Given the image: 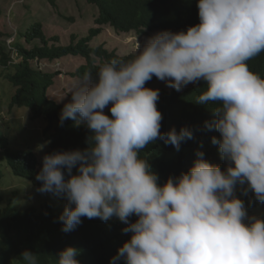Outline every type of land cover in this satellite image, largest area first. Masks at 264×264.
Returning a JSON list of instances; mask_svg holds the SVG:
<instances>
[{"label":"clouds","instance_id":"clouds-1","mask_svg":"<svg viewBox=\"0 0 264 264\" xmlns=\"http://www.w3.org/2000/svg\"><path fill=\"white\" fill-rule=\"evenodd\" d=\"M35 1L42 10L26 19L27 8ZM130 1L141 6L140 0ZM171 1L175 0H153L149 19L164 17L174 7H166ZM64 8L69 14L73 10L81 14L89 24L85 31L77 32L80 22ZM14 10L16 22L9 17ZM88 10L93 13L90 19ZM193 16L179 31L170 30L174 27H166L162 21L156 27L138 28L142 31L123 30L99 23L100 7L88 0H0V64L13 67L11 74L26 61L22 50L40 44L39 33L59 35L62 45L92 37L91 48L106 49L113 56L97 57L95 72L85 71L63 96L54 99L63 106L61 126L71 120L74 126L89 129L83 149L54 151V129L48 120L0 95V119H9L8 114L18 109L23 118L29 113L35 120H45L37 126L45 142L40 152L0 145V189L6 191L11 184L19 186L16 182L25 181L26 186L19 187L29 190L31 170L25 166L26 172L18 174L8 162L7 150L34 152L37 174L33 186L38 188L26 192L25 198L30 202L41 193L50 199L54 213H60L64 233L75 230L82 218H98L96 224L114 231L118 238H128L109 264H264V217L250 215L243 200L251 191L264 205V76L248 65L264 53V0H196ZM62 20L69 22L68 29L74 28L67 34L66 44L60 34H50L53 25H61ZM105 27L128 39L137 34L144 43L136 38L133 51L123 53L104 44L94 46L92 41L100 39ZM94 29L99 33L93 35ZM32 43L33 47L27 46ZM69 56L83 57L85 63L80 66L88 64L84 55ZM51 61L35 57L30 65L33 71L52 72L41 68ZM157 79L167 87L160 91L148 87ZM199 81L204 86L195 89L203 88L194 102L211 111L212 118L205 120L203 128L219 133L211 137V143L218 146L226 167L210 163L198 149L187 171L160 183L141 153L157 141L179 152L181 143L193 139L194 132L188 126L162 132L163 115L157 101L162 90L180 92L198 86ZM69 94L71 99L64 103ZM9 171L11 180L6 178ZM237 192H243V199ZM53 198L57 201L52 202ZM58 202L65 203L64 207ZM29 249L25 247L19 254L23 264H40ZM79 254L77 247L65 246L55 254L57 264H81Z\"/></svg>","mask_w":264,"mask_h":264},{"label":"trees","instance_id":"trees-1","mask_svg":"<svg viewBox=\"0 0 264 264\" xmlns=\"http://www.w3.org/2000/svg\"><path fill=\"white\" fill-rule=\"evenodd\" d=\"M49 1L55 3L58 0ZM88 1L98 4L100 7L99 23H110L123 30H138L141 26L156 27L162 21L164 26L174 27L170 29L172 31L181 30V25L191 18L193 19L196 2V0L168 2L167 8L171 4H174V7L167 10L164 17L161 14L160 19L154 21L148 17L151 15L153 0H140L141 6H133L130 0ZM99 31V29H94L92 34L96 35ZM39 35L40 44L27 51L22 50L27 54L25 63L21 67L18 66L14 74L3 75L16 88L12 104L29 107L37 117H44L48 120L49 127L54 129L52 135L54 151L83 149L87 146L89 129L83 125L76 127L71 120H66L61 126L59 116L63 106L48 95V90L54 84V78L58 72L33 71L30 60L35 57L55 60L69 55H84L88 59V64L80 66L76 72L71 73L72 77H80L87 70L96 71L97 57L111 59L113 56L106 49L91 48L89 41L92 37L82 38L76 43L74 40L70 45H62L59 35L52 37H47L44 33H39ZM127 58H131V56ZM2 63L4 66H8L4 62ZM248 65L251 71L264 76V53L250 60ZM197 84L196 87L192 86L180 92L171 88L162 90L157 101V107L163 115L162 132H167L173 126L177 130L182 126H188L194 132L193 139L181 143L179 152H175L173 146L165 145L163 141H157L141 153L147 157L152 169L158 174L160 183L170 176L175 177L181 172L187 171L192 166L198 149L203 150L205 159L210 163L218 164L222 169L226 167V162L219 156L218 146L211 143V137L219 136V133L203 128L205 120L211 119L212 114L209 109L194 102L198 91H202L203 88L195 89L203 87L204 82L199 81ZM107 114L110 115V112ZM7 152L9 153L8 162L14 165L18 174L22 175L26 172L25 166L31 170L29 179L34 184L37 174L35 153L11 149H8ZM169 153H174V155L168 156ZM9 194V191L0 189V250L2 251L0 264H23L19 254L25 247L31 248L29 250L37 254L40 264H57L55 254L68 245L80 249L77 258L81 264H109L110 258L116 254L117 248L128 239L123 236L118 238L114 231L110 232L107 227L96 224L98 218H82V223L75 230L64 233L61 231V223L58 220L60 213H54L55 206L50 203V199L38 195L36 198H31L28 202L30 204L20 208L9 202L11 201L7 197ZM243 200L246 207L254 206L252 196ZM56 201V198L52 199V202ZM64 204L61 203L63 207ZM133 218L130 219L133 220ZM120 264L123 262L121 261Z\"/></svg>","mask_w":264,"mask_h":264},{"label":"rangeland","instance_id":"rangeland-1","mask_svg":"<svg viewBox=\"0 0 264 264\" xmlns=\"http://www.w3.org/2000/svg\"><path fill=\"white\" fill-rule=\"evenodd\" d=\"M7 1V0H5ZM42 5L38 1H35L32 3V8H27V13L25 15V18H29L33 15H39V13L42 10ZM65 12L66 9H63ZM89 15V19L92 17V11H87ZM69 16H73L76 18L80 23H78V29L77 32H83L86 30V28L89 26L88 23L84 22L81 18V14L76 11H71V15L67 12ZM10 20L16 22V16H15V10L10 12ZM2 22V21H1ZM67 20H62L61 25L54 24L53 28L50 30V34H60L62 37V40L64 44H66V41L68 39V33L72 32L74 30L73 27L67 28ZM70 25V24H69ZM64 26V27H63ZM136 38L141 42L144 43V40L140 38L137 34L135 36H131L129 39L126 38L124 34H119L115 32L113 29L106 28L104 29V32L100 39H95L92 41V44L94 46H99L101 44H104L105 47L109 50H115L116 48L120 51V53L123 52H131L133 51V45L136 40ZM124 42V43H123ZM62 43V41H61ZM126 44L127 50L124 51L123 46ZM35 43H32L31 45H27L28 47H33ZM52 63H46L42 64L41 68L44 71H48V69L52 72L54 71H60L62 72V75H56L54 78V85L51 86L49 90L50 97L57 100L61 96H63L69 86V84L76 79L77 77H72L70 74L71 70L74 69V71L83 63H85V59L81 56H67L66 59H63L62 62H59L58 60L51 61ZM34 67L37 66V63H32ZM41 65V64H40ZM62 69V70H58ZM15 70L13 67H4L0 64V95L8 99L10 103L12 102V96L15 93V86L14 84L9 81L7 78L3 79V75H8L9 73H13ZM151 88H158L159 91L163 87H167L166 84L160 80H154L151 82V84L148 86ZM71 99V94H69L65 100H62L64 103ZM61 102V101H59ZM108 110V108L105 109V112ZM21 111L18 109L13 111V114H8L9 119H0V145H7L9 144L13 148H30L37 152H40L45 145V142L42 140V134L37 129V126L43 125L45 123V120L38 119L35 120L29 113H27V116L23 118L21 116ZM2 165L0 164V169ZM6 178L9 180L12 179L11 172L9 171L6 174ZM17 185L21 187L26 186L25 181H19L16 182ZM19 186H16L14 184H11L8 188L9 195L8 198H11L14 196V199L12 200L13 205L23 208L27 205L29 202L28 198H25L26 192L29 194L31 191H35V187L33 184H28V191L27 189L21 188ZM241 199H243V192L239 193L237 192ZM38 195H41V193L34 195V198H36ZM246 198H249L252 196L253 200L255 201L254 206L246 207L247 211L250 215H255L259 217H264V205H262L260 202L256 201L254 198V195L251 191L248 192L247 195H244Z\"/></svg>","mask_w":264,"mask_h":264}]
</instances>
